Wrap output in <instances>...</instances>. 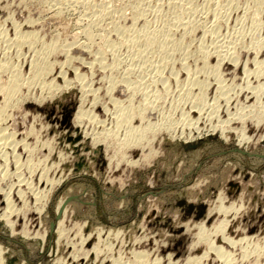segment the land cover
<instances>
[{
  "label": "rangeland",
  "instance_id": "obj_1",
  "mask_svg": "<svg viewBox=\"0 0 264 264\" xmlns=\"http://www.w3.org/2000/svg\"><path fill=\"white\" fill-rule=\"evenodd\" d=\"M144 33L167 38L165 51L131 41ZM261 38L264 0H0V78L10 75L6 62L25 78L35 55L57 49L47 79L55 91L23 86L1 124L15 138L0 154V264H228L220 249L230 264H264ZM172 43L182 50L169 52ZM144 93L149 124L166 128L122 144L129 128L109 134L120 121L114 103L136 112L130 130L142 129ZM198 104L204 113L191 124L202 131L189 137L194 128L180 117Z\"/></svg>",
  "mask_w": 264,
  "mask_h": 264
},
{
  "label": "bare ground",
  "instance_id": "obj_2",
  "mask_svg": "<svg viewBox=\"0 0 264 264\" xmlns=\"http://www.w3.org/2000/svg\"><path fill=\"white\" fill-rule=\"evenodd\" d=\"M64 1V0H63ZM85 5V4H84ZM192 5V4H191ZM238 5V4H237ZM73 8V7H72ZM87 9H89V8H87ZM97 13V12H96ZM175 13V12H174ZM215 13V12H214ZM102 14V13H101ZM105 14V13H104ZM137 16V15H136ZM179 16V15H178ZM177 16V17H178ZM133 17V16H132ZM175 18H176V16H175ZM87 19V18H86ZM137 19V18H136ZM142 19V18H141ZM175 20V19H174ZM171 21V20H170ZM173 21V20H172ZM218 21V20H217ZM226 21H227V19H226ZM174 22H176V21H174ZM174 22H172V24L174 23ZM12 23V22H11ZM177 23H178V21H177ZM176 23V24H177ZM5 24V23H4ZM117 24V23H116ZM174 25V26H169L168 28H167V30H166V35L164 34V35H162V36H166V37H172V35H173V33L176 31V32H178L179 30V28L177 29V25L179 24H177V25ZM181 24L182 23H180V25L179 26H181ZM22 25V24H21ZM168 25V24H167ZM166 25V26H167ZM258 25V24H257ZM27 26H29V25H27ZM185 26V27H184ZM213 26V25H212ZM22 27H24V26H22ZM182 27V26H181ZM180 27V28H181ZM184 27V28H183ZM183 29H184V31L182 32V35L183 34H187L188 33V26H187V28H186V25H185V23H183ZM256 27V26H255ZM165 28V27H164ZM217 28V27H216ZM253 28V27H252ZM261 28V27H260ZM213 29V28H212ZM22 30V29H21ZM164 30V29H163ZM241 30V29H240ZM255 30V29H254ZM257 30V29H256ZM14 31V30H13ZM17 31V30H16ZM25 31V30H24ZM27 32V31H26ZM29 32V31H28ZM33 33V32H32ZM32 33L31 34H28V35H26V36H24L22 39L20 38V40L18 41V44L19 45H23V44H25V43H27V41L31 38V35H32ZM150 33V32H149ZM152 33V32H151ZM206 33V32H205ZM237 33V32H236ZM19 34V33H18ZM34 34V33H33ZM147 33H144V34H139L138 36H133V35H131V37L133 38H131L132 40V42L136 45H138V44H140V45H145V48H148V46H152V44H156V46H158V49L160 50V51H162V52H164L165 50H164V46H165V43H168V42H166L167 41V38L166 39H164V40H162V42H158V40L154 37L153 39H150L151 37H153V36H147L146 35ZM162 34H163V32H162ZM148 35H150V34H148ZM8 36V35H7ZM21 37H22V35H20ZM90 36V35H89ZM246 37V36H245ZM205 38V37H204ZM218 38V37H217ZM162 39V38H161ZM169 39H171V38H169ZM184 39V38H183ZM202 39V38H201ZM258 39V38H257ZM90 40V39H89ZM157 40V41H156ZM251 40V39H250ZM156 41V42H155ZM170 41V40H169ZM172 41V40H171ZM201 41V40H200ZM257 41V40H256ZM261 43H264V39H262L261 38V40H259ZM258 41V44L260 43ZM16 42V41H15ZM78 42V41H77ZM173 42V41H172ZM182 42H183V40H182ZM170 43V42H169ZM174 43V42H173ZM172 43V46H171V48H169V52H172V53H175V52H180V49H181V47H180V45L178 44L177 45V43H175V44H173ZM194 43V42H193ZM245 43V42H244ZM257 44V43H256ZM63 45V44H62ZM182 45V44H181ZM262 45V44H261ZM260 45V46H261ZM25 46V45H24ZM35 46V45H34ZM106 46V45H105ZM115 46V45H114ZM139 46V45H138ZM183 46V45H182ZM253 46V45H252ZM264 46V45H263ZM17 47V46H16ZM254 47V46H253ZM109 48V47H108ZM144 48V49H145ZM34 50H35V48H33ZM205 49H206V47H205ZM236 49V48H235ZM256 49V48H255ZM57 49L55 48V46H47L46 48H44L42 51H41V54H37V55H35L34 56V59L32 60V63H31V68H30V72H29V75L27 76V77H25V78H23V75H22V72H20L19 71V67L16 65V67H15V65H13L14 67H12L11 68V65H10V63L9 62H6L5 64H3V66H2V69L3 70H7L9 73H10V75L7 77V78H0V95H3V96H1V97H4V100H3V102H2V106H0V154H2L3 156H6L7 155V152H9L10 151V146H11V139H12V137H14L13 136V134H11V132L9 133V131H8V133L7 132H5L6 130H4L3 129V126H1V124H2V121H4V118H5V115H7V114H5V109H6V107H8L9 105H10V103L12 102V101H14L15 99H16V97H15V95L17 96V95H19V91H21V88L23 87V86H31V85H36V84H40V85H44V86H46L47 84V86L46 87H48V89L50 90V91H55V89H56V86L54 85L55 84V82H54V84H52V83H50V82H48L47 81V79L49 78L48 77V75H49V73H50V71H51V62H50V57H51V55L52 54H54L55 53V51H56ZM182 50V49H181ZM69 51V50H68ZM107 51V50H106ZM145 51V56L144 57H146L148 54H149V56H150V54H151V52H150V48L149 49H145L144 50ZM168 51V50H167ZM250 51V50H249ZM62 52V51H61ZM210 52V51H209ZM27 53V52H26ZM37 53V52H36ZM64 53H66V50H65V52ZM106 53V52H105ZM204 53V52H203ZM35 54V53H34ZM103 53H101V55H102ZM153 54V53H152ZM202 54V53H201ZM141 55V54H140ZM143 55V54H142ZM211 55V54H210ZM225 55V54H224ZM257 55V54H256ZM153 56H155V55H153ZM153 56H152V58H153ZM258 56V55H257ZM206 57V56H205ZM212 57V56H211ZM223 57H225V56H223L221 53H219V52H217V59H222L223 60ZM238 57V56H237ZM97 58V57H96ZM140 58V57H139ZM147 58V57H146ZM155 58V57H154ZM153 58V59H154ZM230 58V57H229ZM254 58V57H253ZM133 59V58H132ZM141 59H142V56H141ZM206 59H208V58H206ZM211 59V58H210ZM239 59V58H238ZM246 59V58H245ZM97 60V59H96ZM143 60H145V58L143 59ZM228 60V59H227ZM252 60V59H251ZM257 60V59H256ZM10 61V60H9ZM169 61V60H168ZM225 61V60H224ZM233 61V60H232ZM239 61V60H238ZM246 61V60H245ZM2 62V61H1ZM205 62V61H204ZM240 62V61H239ZM208 63V62H207ZM223 63V62H222ZM226 63V62H225ZM230 63H232V62H230ZM247 63V62H246ZM256 63V62H255ZM2 64V63H1ZM0 64V65H1ZM254 64V63H253ZM261 64V66H262V63H260ZM19 65V64H18ZM64 65V64H63ZM100 65V64H99ZM206 65V64H205ZM205 65H204V67H203V70H204V68H205ZM219 65V64H218ZM62 66V65H61ZM207 66V65H206ZM254 66V65H253ZM258 67L260 66V65H257ZM256 66V67H257ZM64 67V66H63ZM107 67V66H106ZM255 67V66H254ZM245 68H246V65H245ZM260 68V67H259ZM258 68V69H259ZM28 69H29V67H28ZM149 69V68H148ZM201 69V68H200ZM207 69V68H206ZM205 69V70H206ZM213 70L215 69V68H212ZM218 69V68H217ZM221 69V68H220ZM219 69V71H221ZM226 69V68H225ZM236 69V68H235ZM244 69V68H243ZM242 69V70H243ZM258 69H254V72H255V74L257 73V72H259V70ZM161 70V69H160ZM202 70V69H201ZM209 71H211V70H209ZM233 71V70H232ZM244 71V70H243ZM261 71V70H260ZM185 72H187V71H185ZM189 72V71H188ZM187 72V76H188V79H189V83L191 84V85H193V84H196V83H198L197 82V78L195 77L196 76V73H195V75L194 76H190L189 75V73H191V72H189L188 73ZM197 72V71H196ZM204 72H206V71H204ZM215 72V71H214ZM217 72V71H216ZM215 72V73H216ZM235 72V71H234ZM263 72H264V70H263ZM201 73V72H200ZM218 73V72H217ZM262 73V72H261ZM2 74V73H1ZM135 74V73H134ZM208 74H210V73H208ZM230 74V73H229ZM254 74V73H253ZM163 75V74H162ZM213 75V74H212ZM220 75H221V73H220ZM262 75H264V73L262 74ZM155 76V75H154ZM186 76V75H185ZM61 77V76H60ZM66 77V76H65ZM216 77H218V76H216ZM264 77V76H263ZM51 78V77H50ZM164 78V77H163ZM187 78V77H186ZM215 78V77H214ZM244 78V77H243ZM53 79V78H52ZM177 79V76H175V79L174 80H176ZM205 79H207V78H205ZM218 79V78H217ZM226 79V78H225ZM250 79V78H249ZM51 80V79H50ZM199 80V79H198ZM243 80V79H242ZM228 81V80H227ZM250 81V80H249ZM65 82V81H64ZM67 82V81H66ZM200 82H201V80H200ZM203 82V81H202ZM208 82V81H207ZM221 82V81H220ZM243 82V81H242ZM249 83V82H248ZM140 84V83H139ZM218 84V83H217ZM221 84V83H220ZM68 85V84H67ZM80 85H82V84H80ZM205 85H207V84H205ZM248 85V87H249V84H247ZM246 85V86H247ZM37 86V85H36ZM87 86V85H86ZM113 86V85H112ZM223 86V85H222ZM260 86V85H259ZM41 87V86H40ZM64 87V86H63ZM85 87V86H84ZM91 87V86H90ZM141 87V86H140ZM188 87H190V86H188ZM205 87V86H204ZM257 87V86H256ZM82 88V87H81ZM129 88V87H128ZM127 88V89H128ZM212 88H213V86H212ZM219 88V87H218ZM217 88V89H218ZM226 88V87H225ZM254 88V87H253ZM23 89V88H22ZM26 89V88H25ZM40 89V88H39ZM42 89V88H41ZM86 89H88V88H86ZM113 89H115V88H113ZM185 89V88H184ZM189 89V88H188ZM193 89V88H192ZM249 89H251V88H249ZM182 90L183 89H180V90H178L179 92H178V96L181 94V92H182ZM210 90H211V88H210ZM220 91H221V89H219ZM223 90V89H222ZM224 90H226V89H224ZM50 91L48 92V93H50ZM128 91H131L130 89H128ZM242 91H245V90H242ZM132 92V91H131ZM223 92V91H222ZM226 92V91H225ZM225 92H224V94L223 95H226L225 94ZM215 93V92H214ZM228 93V92H227ZM251 93V92H250ZM257 93H258V95L257 96H259V94L261 95V94H263L264 93V88L263 87H259L258 88V90H257ZM46 94V93H45ZM149 93L147 94V93H144V95H142L143 96V100H144V103L143 104H139V107H138V110H137V116H140L141 118H142V122L144 123V128H140V129H138L137 128V130H136V128H135V130H130V128H131V123L132 122H134V121H132L131 122V120L133 119V115L136 113H134V114H128L127 112H125V110H126V108H127V106H126V104H124V105H122L121 103H119V102H115L114 103V106L116 107L115 109H116V115L120 118V121H118L119 123H117L115 126H114V128L112 127L111 129H110V131H109V134L110 133H112L113 135H115V136H118L119 137V135H118V133H119V131L121 130V128H123V127H127V128H125V130H127L128 128V133H126L122 138V140H121V142H122V144H123V142H124V144L125 143H131L132 141H135V143L136 144H134L133 142V144L131 145V146H133V145H138L139 144V140H137V139H142V137L144 136V134H147L146 132L148 131V133L151 131V129H152V131H153V129L154 128H156V129H161V127H163V129H164V126L166 125V123L168 122V121H162V119L161 120H159L157 123H153L154 125H151L152 124V122H151V124H149V122H148V117H147V114H148V111L150 110L149 108L150 107H148L150 104H148V101H149ZM232 95H234V94H232ZM256 95V94H255ZM24 96H26V95H24ZM109 96V95H108ZM141 96V97H142ZM214 96H216V95H214ZM230 96V95H229ZM228 96V98H230ZM237 96V95H236ZM250 96V95H249ZM133 97V96H132ZM180 97V96H179ZM240 97V96H239ZM244 97V96H243ZM193 98V97H192ZM220 98H222V97H220ZM223 98H224V96H223ZM227 98V97H226ZM232 98H234V97H232ZM231 98V99H232ZM245 98V97H244ZM133 99V98H132ZM187 99H190V96H187ZM194 99V98H193ZM214 99V98H213ZM219 99V98H218ZM217 99V100H218ZM257 99H260V98H257ZM177 100V99H176ZM245 100V99H244ZM246 100H248V99H246ZM228 101V100H227ZM231 101V100H230ZM259 101V100H258ZM20 102V101H19ZM83 102V101H82ZM260 102V101H259ZM3 103H4V105H3ZM18 103V102H17ZM216 103V102H215ZM214 103V104H215ZM218 103V102H217ZM230 103V102H229ZM258 103V102H257ZM19 104V103H18ZM244 104V103H243ZM255 104H256V100H255ZM15 105V104H14ZM17 105V104H16ZM156 105V104H155ZM167 105V104H166ZM237 105V104H236ZM106 106V105H105ZM178 106V105H177ZM234 106V105H233ZM244 106V105H243ZM18 107V106H17ZM83 107V106H82ZM155 107V106H154ZM249 107V106H248ZM12 108V107H11ZM105 108V107H104ZM255 108H256V106H255ZM158 109V108H157ZM184 109V108H183ZM204 106H202V105H200V104H198V106H197V108H195V107H191L190 108V110L192 111V112H188V113H190L189 115H187V116H181L180 118V122L181 123H188V124H191L192 123V120L194 119V118H192L191 119V116L193 115V114H199V115H202L204 112ZM245 109V108H244ZM154 110V109H153ZM83 111V110H82ZM229 111V110H228ZM243 111V110H242ZM162 112V111H161ZM203 112V113H202ZM115 113V112H114ZM133 113V112H132ZM164 113V112H163ZM162 113V114H163ZM169 113V112H168ZM202 113V114H201ZM206 113V112H205ZM208 113V112H207ZM212 113V112H211ZM247 113H248V111H247ZM246 113V114H247ZM253 113V112H252ZM85 114V113H84ZM257 115V114H256ZM262 115V114H261ZM92 116V115H91ZM91 116L89 117V118H91ZM116 116V117H117ZM130 116H132V117H130ZM198 116V115H197ZM209 116V115H208ZM215 116V115H214ZM238 116V115H237ZM10 117V116H9ZM84 117L83 116V112H81V110H79L78 111V114H77V117H76V119L77 120H80V119H82V118ZM115 117V118H116ZM117 117V118H118ZM167 117H168V115H167ZM199 117V116H198ZM197 117V118H198ZM219 117V116H218ZM258 117V116H257ZM108 118V117H107ZM113 118V117H112ZM116 118V119H117ZM123 118V119H122ZM211 118V117H210ZM241 118V117H240ZM135 119V118H134ZM133 119V120H134ZM137 119H138V117H137ZM196 119V118H195ZM242 119V118H241ZM118 120V119H117ZM196 120H198V119H196ZM195 120V121H196ZM219 120V119H218ZM258 120V119H257ZM80 121H82V120H80ZM108 121V120H107ZM106 121V122H107ZM244 121V120H243ZM105 122V123H106ZM114 122H115V120H114ZM140 122V121H139ZM141 122V123H142ZM198 122V121H197ZM178 123V122H177ZM260 123V122H259ZM179 124V123H178ZM194 124V123H193ZM193 124H191V126L193 125ZM182 125V124H181ZM190 126V125H189ZM228 126V125H227ZM138 127V126H137ZM139 127H141V126H139ZM170 127V126H169ZM109 128V127H108ZM165 128H166V126H165ZM179 128V127H178ZM192 128H194V130L193 131H191L190 130V132L188 133V134H186V135H188L189 137L192 135V134H194V133H196L197 131H202V130H199V129H197V128H195V127H193L192 126ZM204 128V127H203ZM225 128V127H224ZM8 129V128H7ZM132 129V128H131ZM184 129V128H183ZM182 129V130H183ZM201 129V128H200ZM108 130V129H107ZM155 130V129H154ZM166 130V129H165ZM181 130V131H182ZM220 130V129H219ZM46 131V130H45ZM96 131V130H95ZM155 131H157V130H155ZM108 132V131H107ZM123 132V131H122ZM173 132V131H172ZM172 132H171V134H172ZM177 132V131H176ZM183 133L185 132V131H182ZM209 132V131H208ZM154 133H156V132H154ZM158 133V132H157ZM174 133V132H173ZM186 133V132H185ZM184 133V134H185ZM109 134L107 135V137L109 136ZM161 134V133H160ZM197 134V133H196ZM103 135H104V133H103ZM102 135V136H103ZM111 135V134H110ZM175 136H176V134H174ZM180 135V134H179ZM198 135V134H197ZM40 136V135H39ZM171 136V135H170ZM169 136V137H170ZM181 136V135H180ZM105 137V136H104ZM113 137V136H112ZM135 137V138H134ZM145 137V136H144ZM153 137V136H152ZM183 137V136H182ZM223 137V136H222ZM15 138V137H14ZM110 138V137H109ZM116 138V137H115ZM146 138V137H145ZM184 138V137H183ZM105 140H106V137L104 138ZM195 139V138H194ZM110 140V139H109ZM143 140H144V138H143ZM173 140V139H172ZM23 141H24V139H23ZM107 141V140H106ZM13 142H14V140H13ZM145 142V141H144ZM143 141H142V143H144ZM150 142V141H149ZM22 143V142H21ZM146 143V142H145ZM148 143V142H147ZM13 144V143H12ZM18 144V143H17ZM20 144V143H19ZM111 144V143H110ZM109 144V145H110ZM141 144V143H140ZM26 145V144H25ZM117 144H115V146H116ZM127 145V144H126ZM142 145V144H141ZM140 145V146H141ZM120 146H122V145H120ZM139 146V145H138ZM65 147V146H64ZM110 147V146H109ZM142 147V146H141ZM118 148V147H117ZM120 148V147H119ZM122 148V147H121ZM123 148H125V147H123ZM137 149H139L138 147H136ZM148 148V147H147ZM129 149H130V147H129ZM142 149H144V148H142ZM62 150V149H61ZM66 150V149H65ZM122 150V149H121ZM130 151V150H129ZM58 152V151H57ZM61 152V151H60ZM153 152V151H152ZM152 152H151V154H152ZM154 153V152H153ZM54 154V153H53ZM61 154V153H60ZM119 154H121V152L119 153ZM118 154V155H119ZM143 154V153H142ZM144 155V154H143ZM8 156V155H7ZM16 156V155H15ZM30 156V155H29ZM56 156H57V154H56ZM3 158V157H2ZM124 158V157H123ZM6 160V159H5ZM14 160V159H13ZM17 160V159H16ZM15 161V160H14ZM148 161V160H147ZM16 162V161H15ZM20 162V161H19ZM64 162V161H63ZM28 163V162H27ZM16 164V163H15ZM6 165V164H5ZM29 165H30V163H29ZM3 167V166H2ZM7 167V166H6ZM38 167V166H37ZM57 167V166H56ZM49 169V168H48ZM17 170H18V168H17ZM31 170H32V168H31ZM58 170V169H57ZM41 171V170H40ZM51 172V171H50ZM3 173H5L4 171H3ZM7 173V172H6ZM9 173V172H8ZM32 173V172H31ZM30 173V174H31ZM35 173V172H34ZM34 173H32V174H34ZM7 175H9V174H7ZM42 175V173L40 174V176ZM46 175V174H45ZM4 176H6L5 174H4ZM32 176V175H31ZM34 176V175H33ZM45 177H47V176H45ZM3 178V177H2ZM42 178V177H41ZM27 179V178H26ZM45 179V178H44ZM19 180V179H18ZM47 180V179H46ZM38 181H39V179H38ZM1 182V181H0ZM21 182V181H20ZM24 182V181H23ZM26 182V181H25ZM53 182V181H52ZM53 183H55V182H53ZM57 183V182H56ZM27 184V183H26ZM25 185V184H24ZM47 185V184H46ZM51 185V184H50ZM26 187V186H25ZM30 187V186H29ZM33 187V186H32ZM31 187V188H32ZM14 188V187H13ZM30 189V188H29ZM38 189V188H37ZM34 190V189H33ZM17 191V190H16ZM41 191V190H40ZM19 192V191H18ZM21 193V192H20ZM32 193V192H31ZM40 193V192H39ZM45 193V192H44ZM5 194V193H4ZM38 193H36V195H37ZM35 195V197H37V198H39V196H36ZM43 195V194H42ZM23 196V195H22ZM44 196H45V194H44ZM9 197V196H8ZM34 197V198H35ZM48 197V195H46L45 197H42V201H44L45 202V200H43V199H46ZM6 200V199H5ZM10 200V199H9ZM41 200V199H40ZM26 201V200H25ZM37 201H38V199H37ZM37 201H35V202H37ZM7 202H8V200H7ZM6 202V203H7ZM9 203V202H8ZM62 203V202H61ZM64 203V202H63ZM35 205H36V203H35ZM7 206V205H6ZM5 206V207H6ZM12 206V205H11ZM10 206V208H12ZM25 206V205H24ZM59 206V205H58ZM63 205H61V207H62ZM8 207V206H7ZM60 207V206H59ZM72 207V206H71ZM43 208V207H42ZM58 208V207H57ZM218 208H220V207H218ZM60 209V208H59ZM59 209H56V210H59ZM220 209H222V208H220ZM66 210H68V209H66ZM240 210V209H239ZM60 211V210H59ZM58 211V212H59ZM227 211V210H226ZM43 212V211H42ZM218 212V211H217ZM222 212H224V211H222ZM66 213V212H65ZM226 213H228V212H225V214ZM1 215H3V214H1ZM65 215V214H64ZM4 217V216H3ZM6 217V216H5ZM225 219H226V216H225ZM223 221H225V220H223ZM227 221V220H226ZM61 224V223H60ZM219 226V225H218ZM221 226H222V223H221ZM226 226V225H225ZM60 227V226H59ZM201 227V226H200ZM205 228V227H204ZM211 228V227H210ZM219 228V227H218ZM207 230V231H206ZM203 229V227L201 228V230H200V228H199V231H201L202 233H204V235H205V231H206V233L208 232V230L209 229ZM220 230V229H219ZM213 231H215V230H213ZM118 232V231H117ZM93 233H95L94 231H93ZM211 233V232H210ZM210 233H208V234H210ZM109 234V233H108ZM116 234V233H115ZM199 234V233H198ZM212 234V233H211ZM214 234V233H213ZM111 235V234H110ZM122 235H124V234H122ZM201 235H203V234H201ZM200 234H199V236L200 237H202V238H200V240H202L204 237L203 236H201ZM119 236V235H118ZM133 236V235H132ZM198 236V237H199ZM108 238V237H107ZM206 238V237H205ZM215 238V237H214ZM228 238V237H227ZM198 239V238H197ZM252 239V238H251ZM82 240V239H81ZM244 240V239H243ZM208 241V240H207ZM223 241V240H222ZM251 241V240H250ZM212 242V241H211ZM209 243V242H208ZM215 243V242H214ZM231 243V242H230ZM247 243V242H246ZM79 244H81V243H79ZM251 244V243H250ZM205 245V244H204ZM207 245V244H206ZM210 246H211V244H210ZM256 246V245H255ZM212 247V246H211ZM211 247H210V249L209 250H211ZM257 247V246H256ZM208 248V247H207ZM206 248V249H207ZM252 248V247H251ZM213 249H214V246H213ZM216 249V248H215ZM214 249V250H215ZM219 249V248H218ZM234 249V248H233ZM245 249V248H244ZM256 249V248H255ZM95 250V249H94ZM98 250V249H97ZM96 251V250H95ZM212 251V250H211ZM216 251H218L216 254H217V257L219 258V259H221V260H223V259H225V261H227L228 262V264H230L231 262H230V260L228 261V260H226V258H224L223 256L224 255H222L223 254V252L221 251V249L220 250H216ZM249 251V250H248ZM101 252V251H100ZM214 252V251H213ZM102 253V252H101ZM124 253V252H123ZM246 253H247V251H246ZM261 253V252H260ZM132 255V254H131ZM231 255V254H230ZM229 255V256H230ZM257 255V254H256ZM142 256V255H141ZM255 256V255H254ZM120 257V256H119ZM139 257V256H138ZM231 257V256H230ZM243 257V256H242ZM262 257V256H261ZM223 258V259H222ZM260 258V257H259ZM259 258H257V260L259 259ZM144 259V258H143ZM249 259V258H248ZM1 260V259H0ZM191 260V259H190ZM192 261V260H191ZM207 261V260H206ZM3 262V261H2ZM143 262V261H142ZM238 262V261H237ZM95 263V262H94ZM194 263H195V261H194ZM253 263V262H252ZM255 263V262H254Z\"/></svg>",
  "mask_w": 264,
  "mask_h": 264
}]
</instances>
